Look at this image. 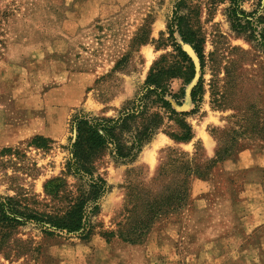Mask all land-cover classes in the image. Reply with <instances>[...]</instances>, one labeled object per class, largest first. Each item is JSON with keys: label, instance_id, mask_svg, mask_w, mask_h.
<instances>
[{"label": "rangeland", "instance_id": "374dc122", "mask_svg": "<svg viewBox=\"0 0 264 264\" xmlns=\"http://www.w3.org/2000/svg\"><path fill=\"white\" fill-rule=\"evenodd\" d=\"M175 1L0 0L1 197L26 193L45 208L43 184L64 169L71 118L115 116L137 95L152 62L172 49L165 38ZM224 7L201 8L204 94L193 103L190 83L180 106L193 110L192 140L176 144L159 131L131 162L106 154L99 173L109 190L89 217L92 235L48 236L28 223L2 247L0 264H264V140L249 131L264 122V52L230 29ZM36 136L49 139L48 147L32 145ZM218 141L232 142L234 151L204 178L186 177L181 209L158 216L134 243L101 235L132 221L125 212L132 202L172 184L171 173L153 180L168 147L198 153L202 164L215 157Z\"/></svg>", "mask_w": 264, "mask_h": 264}, {"label": "trees", "instance_id": "16d2710c", "mask_svg": "<svg viewBox=\"0 0 264 264\" xmlns=\"http://www.w3.org/2000/svg\"><path fill=\"white\" fill-rule=\"evenodd\" d=\"M246 1H175L172 16L166 24L165 38L172 49L152 62L137 95L126 101L115 116L78 113L71 118L72 136L64 169L60 175L43 184V191L49 197V203L43 204L45 208H38L34 196L26 193L0 196V250L7 246L14 230L28 223L37 225L48 236L64 233L88 239L94 229L89 217L99 211V200L109 190L106 179L99 173V164L106 154L114 161L131 162L159 131L176 144L192 140L194 134L187 116L193 110L187 112L178 107L182 105L185 87L195 78L189 91L191 101L197 103L204 94L205 38L200 28L201 8L205 5L211 11L217 4H225L224 14L230 29L264 52V0H252L249 9L244 7ZM176 35L181 43L191 47L198 66L176 41ZM144 41L137 40V43ZM174 80L181 83L177 91L171 88ZM249 131L264 140V122H255ZM232 133L238 132L232 130ZM48 143L49 139L41 136L31 141L32 145L40 148H47ZM233 147L232 142L218 141L215 157L205 158L202 164L196 160L200 154L188 157V154L168 147L167 161L160 160L153 180L171 173L172 184L160 186V194L150 200L132 202L131 208L125 209L127 214L131 213L132 221L127 224L118 222L116 230L102 231L101 235L107 239L118 236L131 243L140 241L154 219L185 205L186 177L204 178L217 162L234 151ZM5 151L2 150L0 156ZM68 177H72L74 182L69 183Z\"/></svg>", "mask_w": 264, "mask_h": 264}, {"label": "water", "instance_id": "95a60500", "mask_svg": "<svg viewBox=\"0 0 264 264\" xmlns=\"http://www.w3.org/2000/svg\"><path fill=\"white\" fill-rule=\"evenodd\" d=\"M190 48H191V47H190ZM191 58H192V57H191ZM194 62H195V61H194ZM195 64H196V66H198V63H197V62H195ZM192 83L194 84V81L191 82V86L193 85ZM178 109H179V110H182L183 107H178Z\"/></svg>", "mask_w": 264, "mask_h": 264}, {"label": "bare ground", "instance_id": "6f19581e", "mask_svg": "<svg viewBox=\"0 0 264 264\" xmlns=\"http://www.w3.org/2000/svg\"><path fill=\"white\" fill-rule=\"evenodd\" d=\"M148 52V51H147ZM149 54V53H148ZM154 149V148H153ZM148 156V155H147Z\"/></svg>", "mask_w": 264, "mask_h": 264}]
</instances>
